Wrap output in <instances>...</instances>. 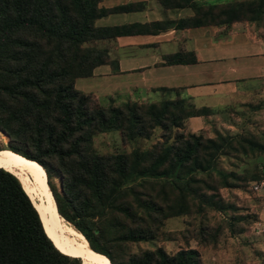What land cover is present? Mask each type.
<instances>
[{
  "label": "trees",
  "instance_id": "1",
  "mask_svg": "<svg viewBox=\"0 0 264 264\" xmlns=\"http://www.w3.org/2000/svg\"><path fill=\"white\" fill-rule=\"evenodd\" d=\"M99 1L0 0V128L37 191L106 264H118L103 242L106 232L117 241L150 239L169 216L206 207L237 208L224 199L220 187L264 178V131L216 130L206 136L180 130L188 117L235 110L232 104L220 110L181 96L103 102L79 90L75 79L91 75L95 66L109 60L108 50L97 40L133 30L95 21L136 4L106 8ZM161 2L192 7L190 16L175 20L177 27L264 19V0ZM188 61L195 58L178 51L166 55L164 62ZM156 127L161 129L159 138L147 148L100 153L93 146V135L100 131L118 129L124 138L135 140L149 137ZM239 153L254 161L243 174L218 165L219 157ZM0 162L6 168L0 166V264H83L70 240L39 214L3 148ZM54 176L62 177L60 188ZM227 222L233 226L232 220ZM124 264L202 260L195 247L169 253L159 245L130 254Z\"/></svg>",
  "mask_w": 264,
  "mask_h": 264
},
{
  "label": "crops",
  "instance_id": "2",
  "mask_svg": "<svg viewBox=\"0 0 264 264\" xmlns=\"http://www.w3.org/2000/svg\"><path fill=\"white\" fill-rule=\"evenodd\" d=\"M131 3L136 4L134 8L110 11L95 21L97 25H127L133 29L97 40L108 50L109 60L95 66L89 76L104 79L110 101L181 96L197 106L223 110L256 97L257 108L264 111V19L177 27L175 20L190 16L192 7H167L161 0L99 1L106 8ZM178 51L188 53L195 61L164 62L166 55ZM174 87L178 90H172ZM210 116H190L186 123L196 131L207 126ZM262 124L264 128V121Z\"/></svg>",
  "mask_w": 264,
  "mask_h": 264
},
{
  "label": "rangeland",
  "instance_id": "3",
  "mask_svg": "<svg viewBox=\"0 0 264 264\" xmlns=\"http://www.w3.org/2000/svg\"><path fill=\"white\" fill-rule=\"evenodd\" d=\"M106 84L102 77L89 76L78 77L75 86L85 92L93 91L101 101L110 102L105 95ZM114 98L117 99L118 96ZM258 101L259 99L254 97L252 101L233 105L237 111L226 109L213 113L207 117V126L197 128L195 132L206 136H212L216 130L262 132L264 111L257 108L259 105H254L258 104ZM248 102L251 105L246 104ZM180 130L193 131L187 123H184ZM160 132L161 129L156 127L149 137L128 140L118 129L100 131L93 135V146L100 153L130 151L136 146L147 148L159 138ZM3 138L7 143L9 136L0 128V144ZM252 159L249 154H231L229 157H219L218 165L226 169L234 168L243 174L244 167L253 166ZM261 162L263 163L264 159ZM53 180L60 188L62 177L54 176ZM258 181L260 180H250L232 187H220L224 199L237 206L234 210L219 211L206 207L203 212H197L194 209L189 214L169 216L163 220L155 238L117 241L112 234L106 232L103 242L113 252L118 264H124L127 257L134 252L159 245L169 253H174L181 247H195L200 252L202 264H264V185L255 189L253 185ZM30 183L37 191L38 185H33L31 180ZM38 194L45 198L39 192ZM233 215L236 219H231ZM227 220L233 221L232 227Z\"/></svg>",
  "mask_w": 264,
  "mask_h": 264
},
{
  "label": "bare ground",
  "instance_id": "4",
  "mask_svg": "<svg viewBox=\"0 0 264 264\" xmlns=\"http://www.w3.org/2000/svg\"><path fill=\"white\" fill-rule=\"evenodd\" d=\"M0 145L2 146L9 160L11 161L15 174H17V176L21 180L24 189L27 191L32 201L34 202L37 210L40 212L39 214H41L43 219L52 228H54L57 232L64 235L70 240V242L74 245V247L77 249L78 253L82 257L83 264H106L103 259L92 249V247L89 245L82 233L77 228H75L69 221H67L57 210H55L54 207L50 203H48L49 201L47 202L45 198L40 197L36 193L34 187L30 183L29 177L23 167V164L14 155L12 149L6 145L5 138H3ZM1 163L2 162H0V166L4 167ZM30 175L33 179H35L32 173Z\"/></svg>",
  "mask_w": 264,
  "mask_h": 264
},
{
  "label": "built area",
  "instance_id": "5",
  "mask_svg": "<svg viewBox=\"0 0 264 264\" xmlns=\"http://www.w3.org/2000/svg\"><path fill=\"white\" fill-rule=\"evenodd\" d=\"M264 185V179H261L260 181H258V182H256V183H254V188L256 189V188H258V187H260V186H263Z\"/></svg>",
  "mask_w": 264,
  "mask_h": 264
},
{
  "label": "water",
  "instance_id": "6",
  "mask_svg": "<svg viewBox=\"0 0 264 264\" xmlns=\"http://www.w3.org/2000/svg\"><path fill=\"white\" fill-rule=\"evenodd\" d=\"M6 169V168H5ZM8 170V169H7ZM11 171V170H10ZM12 172V171H11ZM14 173V172H13ZM15 174V173H14ZM16 175V174H15ZM17 176V175H16ZM18 177V176H17ZM19 178V177H18ZM21 181V180H20ZM41 217V216H40ZM46 231V230H45ZM47 232V231H46ZM48 234V233H47ZM49 235V234H48ZM51 238V237H50ZM52 239V238H51ZM61 250V249H60ZM66 253V252H65Z\"/></svg>",
  "mask_w": 264,
  "mask_h": 264
}]
</instances>
